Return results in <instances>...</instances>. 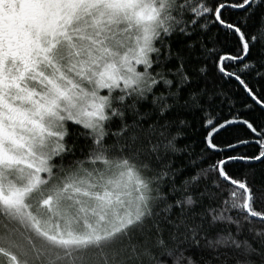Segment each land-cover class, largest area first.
<instances>
[{
  "label": "snow or ice",
  "instance_id": "obj_1",
  "mask_svg": "<svg viewBox=\"0 0 264 264\" xmlns=\"http://www.w3.org/2000/svg\"><path fill=\"white\" fill-rule=\"evenodd\" d=\"M0 264H264V0H0Z\"/></svg>",
  "mask_w": 264,
  "mask_h": 264
}]
</instances>
